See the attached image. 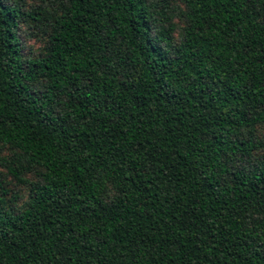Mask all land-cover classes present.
Wrapping results in <instances>:
<instances>
[{"label": "trees", "instance_id": "trees-1", "mask_svg": "<svg viewBox=\"0 0 264 264\" xmlns=\"http://www.w3.org/2000/svg\"><path fill=\"white\" fill-rule=\"evenodd\" d=\"M185 1L175 45L164 12L68 0L26 58L0 0V146L39 178L19 212L0 180V264H264V0Z\"/></svg>", "mask_w": 264, "mask_h": 264}, {"label": "rangeland", "instance_id": "rangeland-1", "mask_svg": "<svg viewBox=\"0 0 264 264\" xmlns=\"http://www.w3.org/2000/svg\"><path fill=\"white\" fill-rule=\"evenodd\" d=\"M131 4H141L157 12H164L172 17L174 31L173 42L179 45L185 36V29L189 26L186 16L188 6L185 0H129ZM18 6L23 12L31 14L24 17L19 28L24 55L26 58L41 57L48 46L51 24L67 4L68 0H6ZM256 137L264 142V124L258 125ZM264 159V149L254 152V160ZM239 165L245 164L240 163ZM25 159L21 154L8 146H0V180L8 192L4 195L6 208L13 212L23 210L32 197L33 186L38 182V171L27 170ZM17 170L20 178L27 181L23 184L15 177L11 170ZM170 264H177L170 263Z\"/></svg>", "mask_w": 264, "mask_h": 264}]
</instances>
